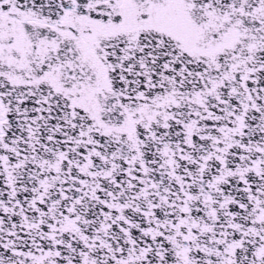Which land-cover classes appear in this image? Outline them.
Listing matches in <instances>:
<instances>
[{
    "label": "snow or ice",
    "instance_id": "snow-or-ice-1",
    "mask_svg": "<svg viewBox=\"0 0 264 264\" xmlns=\"http://www.w3.org/2000/svg\"><path fill=\"white\" fill-rule=\"evenodd\" d=\"M0 264H264V0H0Z\"/></svg>",
    "mask_w": 264,
    "mask_h": 264
}]
</instances>
